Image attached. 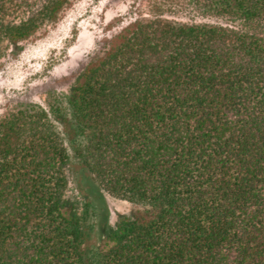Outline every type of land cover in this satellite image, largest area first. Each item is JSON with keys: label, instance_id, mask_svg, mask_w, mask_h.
Returning a JSON list of instances; mask_svg holds the SVG:
<instances>
[{"label": "trees", "instance_id": "obj_1", "mask_svg": "<svg viewBox=\"0 0 264 264\" xmlns=\"http://www.w3.org/2000/svg\"><path fill=\"white\" fill-rule=\"evenodd\" d=\"M66 1L0 0V58ZM179 1L221 24L139 17L0 118V264H264V0Z\"/></svg>", "mask_w": 264, "mask_h": 264}, {"label": "rangeland", "instance_id": "obj_2", "mask_svg": "<svg viewBox=\"0 0 264 264\" xmlns=\"http://www.w3.org/2000/svg\"><path fill=\"white\" fill-rule=\"evenodd\" d=\"M168 1H172L171 9L154 8L167 0H67L53 22L28 39L9 45L0 58V118L27 89H32L33 97L42 104L49 91H67L88 55L139 17L154 14L174 23L221 24L212 17L187 12L179 0ZM77 170L69 171L68 192L78 199L88 194L91 198L93 192H84L76 183L81 177ZM95 204L108 228L128 212L124 202L108 195Z\"/></svg>", "mask_w": 264, "mask_h": 264}]
</instances>
